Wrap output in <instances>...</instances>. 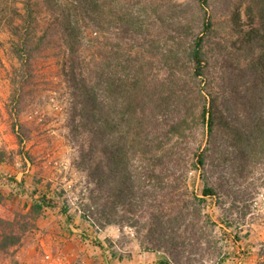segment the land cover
<instances>
[{
  "label": "trees",
  "instance_id": "16d2710c",
  "mask_svg": "<svg viewBox=\"0 0 264 264\" xmlns=\"http://www.w3.org/2000/svg\"><path fill=\"white\" fill-rule=\"evenodd\" d=\"M8 1L0 0V28L7 26L19 62L10 103L31 94L24 85L34 78L39 55L67 52L71 63L68 127L79 147L74 164L84 176L77 199L80 216L97 230L133 227L141 248H165L175 262L174 253L185 252L195 240L214 238L215 224L201 205L217 191L204 182L201 196H195L188 174L196 170L204 180L217 137L237 150L239 168L264 156V0L248 1L247 14L261 19L251 31L243 32L236 15L231 16L230 34L242 39L225 84L215 81L219 76L209 70L204 49L217 32L210 0H44L39 8L49 11L50 19L40 34L35 3L24 0L19 11ZM191 7L201 14L197 32L182 17ZM219 37L211 44L219 45ZM153 68L155 74H149ZM240 80L244 96L232 97ZM199 130L200 143L185 144L189 136L195 141ZM5 156L0 150V162ZM17 190L26 191L22 183ZM15 195V190L7 195L0 190V206H12ZM53 196L66 213L64 190ZM26 203L10 219L0 216L1 252L19 245L44 211L57 205L46 194L31 198L27 209ZM141 217L147 219L141 222ZM143 240L154 242L144 245Z\"/></svg>",
  "mask_w": 264,
  "mask_h": 264
},
{
  "label": "rangeland",
  "instance_id": "374dc122",
  "mask_svg": "<svg viewBox=\"0 0 264 264\" xmlns=\"http://www.w3.org/2000/svg\"><path fill=\"white\" fill-rule=\"evenodd\" d=\"M43 1L31 0V2L35 3L33 6L34 10L39 14L37 15L38 18L36 17V21L38 20L36 33L38 34L41 33V30L50 19L49 11L39 8V6L44 5ZM248 1L210 0L212 4L211 14L213 20L216 21L215 29H217L214 36H220L219 42L215 41V43L220 44L216 46L211 44L215 40L214 37L212 41L205 45L204 49L207 52L206 58L209 70H212L215 77L219 76L215 80L217 83L224 82V79L232 72L231 68L234 67L232 62L238 58L240 50H238L239 40L242 39V36L238 33L237 35L240 38L238 39L236 35L232 36L230 34L231 16L236 15L240 25L239 28L243 32L251 31L261 24V19L256 14H247L246 6ZM23 2L24 0H10L9 5L22 11ZM58 2L67 3L70 0H59ZM2 3L1 6L5 7L4 1ZM200 15L198 8L191 7L188 11H184L182 17L183 19L185 18V21L193 24L195 32H197L196 22H199ZM101 36L103 38L104 34ZM11 49V35L7 31V26H3L0 28V150L6 152L5 161L1 162H4V166L6 165L8 171L0 172V190L5 195L12 190H15L17 194V198L15 195L13 201L16 207L10 205L8 208L5 207V210L12 217L14 212L18 209L21 210L25 201L29 202L32 196L39 195V193L32 195L34 193L33 187L28 189L27 185L23 186V181H16L15 176L27 170L23 174L29 176L33 173L34 179L32 178L30 183L35 186L38 184L41 192L42 188L45 192L49 188L54 191L64 190L67 197L66 202L69 205L68 210H70L68 212L69 220L67 221L72 222L74 216H80V212L77 209V199L79 200L80 192L84 186V176L74 164L78 156L79 147L72 142L68 127V118L72 111L73 100L71 97L72 89L70 83L67 82L66 74L71 63L68 61L67 52L60 56L39 55L34 60L35 66L32 72L35 75L34 78L29 79L24 85V90H32L31 94H20L17 102L12 104L10 103L13 90L11 79L12 76L15 77L13 75L14 72L18 71L19 62ZM149 74H155L154 68L149 71ZM221 76L222 78H220ZM243 85L244 83L240 80V87H235V91L231 96L238 95L243 97ZM228 96L229 93L225 94V97ZM13 125L15 126L14 131L12 130ZM15 132L21 138V143H18L19 137L17 138ZM196 133L199 135L197 136ZM200 136V130L196 131L195 141L189 136L187 138L188 142H184L192 146L195 143L196 146L201 141ZM11 140L15 146L7 149L5 146ZM50 152H54V154ZM27 154L29 157H27ZM204 174L205 177L202 180L198 171H192L188 174L187 184L189 190L193 187L195 196H201V188L204 182L216 189L217 196L207 198V202L201 205L203 206L202 213L208 214L215 224L213 233L215 237L209 240H202L199 244L198 240H195V244L187 245V247H192L191 249L185 247L183 248L186 249L185 252L174 253L178 262L174 261L173 256L165 248L159 249V251L163 252V256H169L172 264H243L242 258L238 256L239 253L235 254L236 249L233 243L235 241H244L247 238L251 240L256 236L257 231L255 229L257 230V225L260 222H264V214L260 215L252 205L256 193L264 187V156L260 157L258 161H247L244 167L239 168L237 150L231 144L224 142L222 137H217L210 149L209 157L204 167ZM19 183H22V187L26 190L25 193L21 194L17 190ZM48 183L49 185H47ZM3 188L5 189L3 190ZM36 190L38 189L36 188ZM119 211L121 213L120 208ZM57 215L61 216L59 212ZM146 219L147 217H141V222ZM114 227L118 228L119 237L113 240H117V243L119 242L123 245L121 247H126L129 239H133L131 241L133 242L132 246L133 244L138 246L141 243L142 240L138 238L133 227L125 226L123 229L118 226ZM260 232L261 229L258 230V234L261 236L262 232L261 234ZM50 237V233L33 237L35 240L44 241V247L39 245L41 247L40 256L44 255V249L48 250L49 242L47 240H50ZM75 238L76 236H74ZM76 239L81 243L83 242V244L88 241L79 237ZM93 241L95 240H91L88 244L92 248L90 250L95 251L97 250L95 246L99 243ZM99 241H105L106 245H109L108 242H110V245H112L110 239H99ZM145 241L143 240L144 245L154 242V240ZM114 248L116 249V247ZM216 248H220V251H222L220 257L227 256L221 263L217 261L220 257L217 256ZM106 253L109 256L111 251ZM78 257L72 262L65 263L64 261L62 264H91L88 261H81ZM55 258L54 260H58L57 257ZM71 258L73 257L69 259ZM108 259L110 260L108 263L111 264L112 259L109 257ZM34 263L42 264L41 261ZM0 264L6 263L0 259ZM135 264H143V262L139 259Z\"/></svg>",
  "mask_w": 264,
  "mask_h": 264
},
{
  "label": "crops",
  "instance_id": "0c3cea01",
  "mask_svg": "<svg viewBox=\"0 0 264 264\" xmlns=\"http://www.w3.org/2000/svg\"><path fill=\"white\" fill-rule=\"evenodd\" d=\"M14 146L15 145L12 144L11 140V142H9L5 147L9 149L13 148ZM50 153L54 154V152ZM57 153L59 152L57 151ZM27 165H29V163H27ZM3 171H8V168L6 167V165L4 166V162H0V172ZM26 171L21 172L20 175L17 174L15 176L16 181H23V186L27 185V187H29L28 189L33 187V189L36 190L37 188L38 190H36V193H39V195L34 196V198H37L41 194H46V196L48 198H51L52 201L56 199L55 204L57 205L54 208H49L44 211L41 218L36 221L37 227L30 233H26L25 235H23V237L21 238V243L19 245L13 246L5 252L0 251V259L4 260L6 264H38L34 263L38 261H41L42 264H62L64 261L65 263L72 262L78 256L81 261H88V263L91 264H109L108 261L110 260L108 259V257L112 259L111 264H135L139 259L143 262V264H167V257L163 256V252L147 251L141 248L140 244H138V246H134L133 244L132 246L131 244L133 242L131 241L133 239H129L126 247H121L123 245H121L119 242L117 243V240H113L119 237V230L114 226H107L103 229L97 230L89 221L83 219L79 215L74 216V220L72 222H68V212L70 210H67L66 213H62L63 203L59 199L54 198V190H52L51 188H46L48 190H46L45 192L42 188L41 192L38 188V184H36L35 186L30 183L32 178L34 179L33 173L29 176L24 175L23 173H26ZM47 185H49V183ZM4 189L5 188H3V190ZM31 198L30 201L26 203V209L30 205ZM24 204H22V207ZM13 207L16 206H14L13 204ZM5 209V207L0 206V216L10 219L11 217L7 214V211ZM58 212L61 214L60 217L57 215ZM259 229H261L262 232V234L260 232L261 236L258 234ZM263 230L264 222H260V224L257 225V230L255 229V231H257L256 236H254L251 240L247 238L246 240L244 239V241H235L233 243L236 249L235 254H242L243 264H264ZM45 233L51 234L50 240H47V242H49V247L47 248L48 250L44 249V255L40 256L39 254L41 247L39 245H43L44 241L35 240L33 237H37ZM74 236H76V238L79 237L82 240L88 241L83 244V242H79L76 238L74 239ZM107 238L110 239L112 245H110V242H108L109 245H106L104 243L105 241H99V239L108 240ZM89 240H95L93 242L99 243L95 246L97 250H90L92 248L90 244H88V242H90ZM114 247H116V249ZM37 250L39 251L37 252ZM107 251H111L109 256H107ZM45 256H49V258H45ZM55 257H57L58 260H54ZM70 257L73 258L69 259Z\"/></svg>",
  "mask_w": 264,
  "mask_h": 264
},
{
  "label": "built area",
  "instance_id": "2783aa9c",
  "mask_svg": "<svg viewBox=\"0 0 264 264\" xmlns=\"http://www.w3.org/2000/svg\"><path fill=\"white\" fill-rule=\"evenodd\" d=\"M68 187H69V185H68ZM252 205L255 208L256 212L260 213V215L264 214V187H262L260 190H258L255 198L252 201ZM240 255H242V254H240ZM45 258H49V256H45Z\"/></svg>",
  "mask_w": 264,
  "mask_h": 264
}]
</instances>
